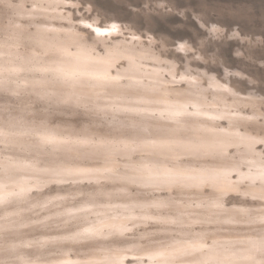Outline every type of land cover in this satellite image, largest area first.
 Listing matches in <instances>:
<instances>
[{
    "label": "rangeland",
    "instance_id": "obj_1",
    "mask_svg": "<svg viewBox=\"0 0 264 264\" xmlns=\"http://www.w3.org/2000/svg\"><path fill=\"white\" fill-rule=\"evenodd\" d=\"M263 167L264 0H0V264H264Z\"/></svg>",
    "mask_w": 264,
    "mask_h": 264
},
{
    "label": "bare ground",
    "instance_id": "obj_2",
    "mask_svg": "<svg viewBox=\"0 0 264 264\" xmlns=\"http://www.w3.org/2000/svg\"><path fill=\"white\" fill-rule=\"evenodd\" d=\"M260 165V164H259ZM261 166V165H260ZM258 167V166H257ZM264 168V167H263ZM259 170V169H258ZM258 172V171H257ZM259 175H262L263 177H264V173H261V174H259ZM240 252V251H239ZM248 252H249V248H247V246H245L244 248H243V250H241V253L244 255L245 253H247L248 254Z\"/></svg>",
    "mask_w": 264,
    "mask_h": 264
},
{
    "label": "snow or ice",
    "instance_id": "obj_3",
    "mask_svg": "<svg viewBox=\"0 0 264 264\" xmlns=\"http://www.w3.org/2000/svg\"><path fill=\"white\" fill-rule=\"evenodd\" d=\"M89 27H91V26H89Z\"/></svg>",
    "mask_w": 264,
    "mask_h": 264
}]
</instances>
